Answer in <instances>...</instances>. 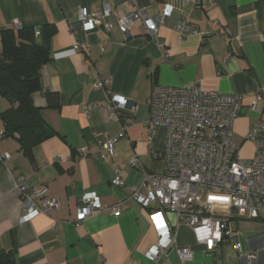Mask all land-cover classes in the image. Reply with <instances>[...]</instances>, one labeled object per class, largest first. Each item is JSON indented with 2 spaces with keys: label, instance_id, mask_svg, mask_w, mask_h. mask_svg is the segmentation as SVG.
<instances>
[{
  "label": "crops",
  "instance_id": "1",
  "mask_svg": "<svg viewBox=\"0 0 264 264\" xmlns=\"http://www.w3.org/2000/svg\"><path fill=\"white\" fill-rule=\"evenodd\" d=\"M103 4L114 9L110 30H79L81 7L97 11ZM139 5L148 17L169 6V16L155 32L161 46L139 17L128 36L118 29L117 15L136 9L131 0H0V51L3 30L33 28L43 42V29L49 24L56 28L50 59L39 68L40 89L30 95L53 134L29 152L21 149L17 134L0 137V250L13 244L17 264H264V220L230 218L228 227L240 249L225 239L207 251L172 212L164 218L174 246L152 262L146 252L157 241L153 207L128 199L144 172L164 171L165 131L154 126L148 133L145 126L153 84L194 82L204 90L242 96L233 135L240 154L253 155V141L245 135L264 120V0H139ZM181 18L207 33H180L175 23ZM75 42L85 43V48L73 49ZM106 79L107 89L127 100L126 108L109 109V93L93 88ZM256 96L251 109L248 104ZM87 104L92 105L89 110ZM8 106L0 95V114ZM110 136H117L114 153L102 157L101 144ZM19 174L31 186L46 185L58 207L21 220L23 205L14 180ZM115 174L124 180L122 186L112 184ZM86 191H94L106 205L120 202L121 211L99 212L77 225L78 201ZM175 246L189 248L191 258L180 262ZM248 252L254 259L247 258Z\"/></svg>",
  "mask_w": 264,
  "mask_h": 264
},
{
  "label": "built area",
  "instance_id": "2",
  "mask_svg": "<svg viewBox=\"0 0 264 264\" xmlns=\"http://www.w3.org/2000/svg\"><path fill=\"white\" fill-rule=\"evenodd\" d=\"M131 1L136 9L117 15L118 29L128 36L134 20L139 17L147 34L161 46L162 42L156 38L155 32L169 16V6H165L155 17H148L139 0ZM184 1L197 3V0ZM113 14L110 4H103L97 11L83 6L76 20L78 29L88 32L103 26L110 30L112 24L109 18ZM13 23L17 25V22ZM175 28L180 33H207V30L191 28L185 18L177 20ZM38 32L35 30V35ZM83 48V42L73 45L75 50ZM164 56L168 57V54ZM108 84L107 79L100 80L93 84V88L105 89L109 93V109L126 108L127 100L111 93L107 89ZM258 99V96L252 99L248 107L254 109ZM147 104V132L150 133L154 126H161L165 131L162 149L164 171L144 172L141 184L131 188L128 194V199L153 207L150 217L157 232V241L148 248L147 257L155 262L167 248L174 246L171 227L164 218L165 212H172L179 223L188 226L197 243L205 250L213 251L225 239L239 250L240 242L236 233L228 227V220L234 217L264 220V120L251 125L246 133L245 138L253 141L254 152L252 156L244 157L233 135V124L244 105L242 96L204 90L194 82L180 86L156 83L151 87ZM91 107L87 104L85 108L89 110ZM128 109L133 111V106ZM125 128L126 123L122 131ZM116 140L117 136H110L102 142V157L114 153ZM80 154L84 155L83 149ZM4 156L7 158L8 154ZM14 180L23 205L21 220H30L37 214H46L58 207V200L49 194L46 185L31 186L20 174L15 175ZM111 181L115 186L124 184L118 174ZM78 203L77 225L96 213L107 211L116 215L122 208L120 202L113 205L102 203L94 191L84 192ZM175 251L180 262L192 256L187 247L175 246ZM246 256L249 260L255 257L253 252H248Z\"/></svg>",
  "mask_w": 264,
  "mask_h": 264
},
{
  "label": "trees",
  "instance_id": "3",
  "mask_svg": "<svg viewBox=\"0 0 264 264\" xmlns=\"http://www.w3.org/2000/svg\"><path fill=\"white\" fill-rule=\"evenodd\" d=\"M55 33V26L47 25L41 42L33 28L1 32L0 95L9 102L0 114L2 135L17 134L25 152L53 134L39 108L32 104L30 95L40 89L39 68L50 59L49 43ZM0 264H17L13 244L9 249L0 250Z\"/></svg>",
  "mask_w": 264,
  "mask_h": 264
},
{
  "label": "rangeland",
  "instance_id": "4",
  "mask_svg": "<svg viewBox=\"0 0 264 264\" xmlns=\"http://www.w3.org/2000/svg\"><path fill=\"white\" fill-rule=\"evenodd\" d=\"M243 152H244V154H247L248 153V149L247 148H244L243 149Z\"/></svg>",
  "mask_w": 264,
  "mask_h": 264
}]
</instances>
